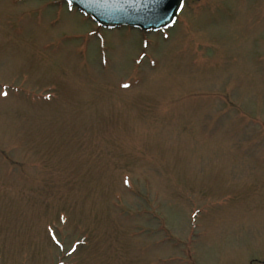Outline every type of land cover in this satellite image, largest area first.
<instances>
[{
  "label": "rangeland",
  "instance_id": "rangeland-1",
  "mask_svg": "<svg viewBox=\"0 0 264 264\" xmlns=\"http://www.w3.org/2000/svg\"><path fill=\"white\" fill-rule=\"evenodd\" d=\"M0 264H264V0H0Z\"/></svg>",
  "mask_w": 264,
  "mask_h": 264
},
{
  "label": "water",
  "instance_id": "water-1",
  "mask_svg": "<svg viewBox=\"0 0 264 264\" xmlns=\"http://www.w3.org/2000/svg\"><path fill=\"white\" fill-rule=\"evenodd\" d=\"M68 3V0H64ZM186 0H71L103 27L158 31L172 25ZM69 4V3H68Z\"/></svg>",
  "mask_w": 264,
  "mask_h": 264
},
{
  "label": "snow or ice",
  "instance_id": "snow-or-ice-1",
  "mask_svg": "<svg viewBox=\"0 0 264 264\" xmlns=\"http://www.w3.org/2000/svg\"><path fill=\"white\" fill-rule=\"evenodd\" d=\"M69 5L71 4V0H68ZM124 87H129V85L125 84ZM4 96H7V92L3 93Z\"/></svg>",
  "mask_w": 264,
  "mask_h": 264
},
{
  "label": "flooded vegetation",
  "instance_id": "flooded-vegetation-1",
  "mask_svg": "<svg viewBox=\"0 0 264 264\" xmlns=\"http://www.w3.org/2000/svg\"><path fill=\"white\" fill-rule=\"evenodd\" d=\"M196 3H200L202 2L203 0H194Z\"/></svg>",
  "mask_w": 264,
  "mask_h": 264
}]
</instances>
